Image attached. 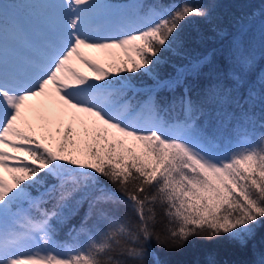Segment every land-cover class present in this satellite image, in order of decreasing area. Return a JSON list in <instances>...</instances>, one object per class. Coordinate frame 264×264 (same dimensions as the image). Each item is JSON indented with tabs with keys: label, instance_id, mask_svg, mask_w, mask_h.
<instances>
[{
	"label": "snow or ice",
	"instance_id": "snow-or-ice-1",
	"mask_svg": "<svg viewBox=\"0 0 264 264\" xmlns=\"http://www.w3.org/2000/svg\"><path fill=\"white\" fill-rule=\"evenodd\" d=\"M45 3L35 35L5 25L0 7V35L23 42L12 58L0 45V264H180L166 257L194 240H227L264 264V68L243 50L255 11L234 21L226 67L209 52L161 79V53L182 54L189 20L229 36L217 0ZM205 69L197 101L187 80ZM198 264L220 262L209 252Z\"/></svg>",
	"mask_w": 264,
	"mask_h": 264
},
{
	"label": "trees",
	"instance_id": "trees-1",
	"mask_svg": "<svg viewBox=\"0 0 264 264\" xmlns=\"http://www.w3.org/2000/svg\"><path fill=\"white\" fill-rule=\"evenodd\" d=\"M17 0H14L16 2ZM179 3L182 0H176ZM217 0L215 10H214V22L219 23L228 30L229 36L221 39L216 37L209 28V25L201 19H191L183 25L182 37L184 40V49L182 54H177L176 50L163 51L161 53V62L157 66L156 71L159 73L161 79H166L169 76H173L176 73V69L179 66L185 65L189 62L190 59H195L198 56L206 55L209 52H213V58L216 65L220 67H226L225 57L231 55L230 52V37L233 31L232 25L236 18L247 16L249 13L255 11V15L250 18L248 25L255 26L256 24L262 25L264 31V20L260 21L261 15V0ZM4 23H6L4 17ZM3 35V34H2ZM1 35L0 39L11 46V39L4 38ZM245 37H248L246 40H243V50L246 52V49H252L253 55H258L256 69L257 71L260 68H264V44L262 47L256 49L251 48L252 43L257 42L260 37L254 36L252 32L246 31ZM244 39V38H243ZM214 50V51H213ZM136 83L141 85L145 90L153 85V79L149 75H136L134 77ZM208 75L207 69L198 78L189 77L187 83L192 88V96L196 100L203 98L204 89L208 85ZM206 85H205V84ZM161 96H167L169 93L161 92ZM217 106L209 102L207 109L213 111ZM257 115H259V106H257ZM172 116H177L179 113H172ZM214 122V118H213ZM258 123V121H257ZM239 127V125H237ZM230 128H226L228 131ZM225 130L221 129V131ZM260 131V129H257ZM107 183V181H104ZM109 187H111L109 185ZM86 207V206H85ZM128 212L127 209L121 208L120 214ZM158 212V224L157 228L163 226V223L166 221V218H163V212L161 209H157ZM84 209L82 208L80 214L73 217L69 222V225L63 227L59 230L57 239L61 241L68 240V229L71 225H79L80 218L83 216ZM134 218V217H133ZM94 221L90 222V224ZM103 226V225H101ZM261 235H264V228L258 229L257 231V251L264 250V246L260 244ZM84 237H81L83 240ZM211 252L214 253L215 259L220 262V264H248V262L258 259V256H254L250 250L240 249L230 243L227 240L215 241L208 243L205 241L194 240L189 243V245L184 249L183 252L167 256L166 258L174 261L180 262V264H198L207 259V254Z\"/></svg>",
	"mask_w": 264,
	"mask_h": 264
},
{
	"label": "rangeland",
	"instance_id": "rangeland-1",
	"mask_svg": "<svg viewBox=\"0 0 264 264\" xmlns=\"http://www.w3.org/2000/svg\"><path fill=\"white\" fill-rule=\"evenodd\" d=\"M256 1L259 2L258 0H256ZM31 3L33 4V5H31V9L33 10L34 13H37L39 15H40L41 11L46 7L45 0H35V1L31 2ZM5 11L7 12L8 16L11 18V21L13 19H16L17 21L21 22V17H20L18 12L14 11V10H11V8H8V7H5ZM38 20H40V17L38 18ZM263 20H264V16L261 17L260 21H263ZM32 23H35L34 24V28H35V27H38V25L40 24V21L39 22L36 21V22H32ZM31 28H33V27L31 26L29 29H31ZM246 31L252 32L254 34V36L260 37V38H263V35H264V31H263L262 25H258V24H256L255 26H252V27H251V25H248ZM246 31H245V33H246ZM245 33L243 35V38H244L243 40H246L248 38V37H245L246 36ZM17 42L19 44H21V46L23 45V42L21 40L17 39ZM263 44H264V39H260L257 42L252 43L251 48L256 49L258 47H262ZM246 50H247L246 52H248L252 56H254L256 61H257L259 56L258 55H253L252 54V52H253L252 49H246Z\"/></svg>",
	"mask_w": 264,
	"mask_h": 264
}]
</instances>
